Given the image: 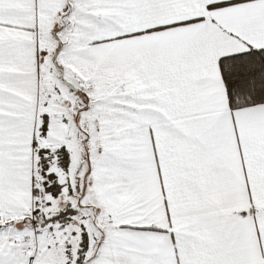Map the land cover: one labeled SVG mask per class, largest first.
Returning <instances> with one entry per match:
<instances>
[{"label":"snow or ice","instance_id":"snow-or-ice-1","mask_svg":"<svg viewBox=\"0 0 264 264\" xmlns=\"http://www.w3.org/2000/svg\"><path fill=\"white\" fill-rule=\"evenodd\" d=\"M0 264H264V0H0Z\"/></svg>","mask_w":264,"mask_h":264}]
</instances>
